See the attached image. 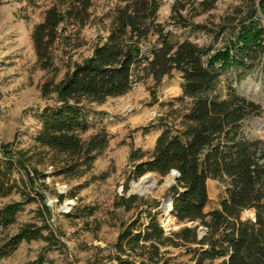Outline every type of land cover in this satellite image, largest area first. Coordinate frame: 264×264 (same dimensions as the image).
<instances>
[{
    "label": "trees",
    "instance_id": "16d2710c",
    "mask_svg": "<svg viewBox=\"0 0 264 264\" xmlns=\"http://www.w3.org/2000/svg\"><path fill=\"white\" fill-rule=\"evenodd\" d=\"M217 1L177 0L169 17L176 27L219 39L216 48L175 39L158 21L161 0L116 4L107 14L106 36L80 62L72 61V52L82 45L80 32L90 21L93 0H58L32 29L37 66L57 74V57L65 67L59 81L41 86L42 96L53 95L54 104L40 110V128L33 139L52 155L51 162L60 165L56 175L79 178L92 170L111 138L105 128L83 138L91 128L92 105L126 94L141 79V72L156 84L178 73L179 100H189L182 110L170 111L172 124L164 120L159 124L163 129L146 160L141 150L130 152L128 180L136 181L148 172L166 176L176 170L179 180L169 189L170 214L178 222L198 225L166 235L156 213L148 212L145 223L137 215L120 227L108 261L93 264H171L161 250L165 246L183 249L192 264H264V141L248 138L244 128L263 110L223 80L233 68L247 72L256 63H264V0H242L212 27L192 22L190 17L211 11ZM191 9L198 13L189 17ZM37 163L30 150L0 144V199L19 196L0 206L1 230L13 225L16 215L30 203L40 204L36 212L42 219L50 216L43 191L46 175L37 170ZM15 171L21 178L13 176ZM208 180L220 183L224 195L216 208L205 211ZM133 202V196L120 197L115 206L129 211ZM165 210H169L168 202ZM87 211L91 216L92 209ZM244 211H252L253 218L243 220ZM198 226L206 229L201 238ZM44 229L46 224L27 222L1 236L0 259L10 256L22 242L42 239L46 243L42 252L62 245L53 231L43 235ZM41 255L26 264H42Z\"/></svg>",
    "mask_w": 264,
    "mask_h": 264
},
{
    "label": "rangeland",
    "instance_id": "374dc122",
    "mask_svg": "<svg viewBox=\"0 0 264 264\" xmlns=\"http://www.w3.org/2000/svg\"><path fill=\"white\" fill-rule=\"evenodd\" d=\"M122 1L93 0L90 21L80 32L82 45L72 52V61L80 62L89 56L94 44L106 36L109 27L107 14ZM175 1L177 0H161L157 18L166 30L173 32L175 39L180 41L188 40L198 45L218 47L221 44L219 39L172 24L169 17ZM241 2L242 0H218L207 13L192 16L198 10H189V17L192 16L190 18L194 23L212 27ZM56 3L58 0H0V144L11 143L16 149L30 150L35 154L37 170L46 175L44 182L47 188L43 191L45 204L50 210V216L42 219L36 212L40 204L34 202L24 205L16 215L15 223L5 230L0 229V237L14 233L24 223L32 222L38 226L46 224L48 229H44L42 234L47 235L49 231H53L62 245L57 244L54 249L42 252L46 244L44 240L22 242L10 256L0 259V264H26L37 259L39 254H42V264L106 262L109 255L114 253L113 244L120 227L137 215L140 216V223H145L148 212L156 213L166 235L186 227L187 223L178 222L170 214L171 211L167 213L164 208L163 213L159 208L162 200L171 196L169 174H144L153 176L151 182L146 181L145 192L141 196L137 192L128 195L131 183L135 182L137 185L141 182V179L128 180V172L132 166L128 159L130 152L141 150L144 154L142 160H146L163 129L159 126L162 120L168 125L172 124L170 111L182 110L189 104L188 99L179 100L181 78L178 73L165 77L156 84L151 77L141 72V79L126 94L92 105L94 113L89 118L91 128L83 138L100 128H105L111 138L105 151L94 162L92 170L83 177L56 175L55 171L60 165L51 162L52 155L33 143L40 128V110L54 104L53 95L42 96L41 86L47 81H59L65 73V67L57 57V74L40 69L36 64L31 41L34 25L40 23L45 11ZM154 40L155 38H151L150 42ZM55 54L58 56V51ZM223 80L234 87L239 95L260 104L262 114L248 120L244 128L248 138L264 141V63H256L247 72L241 68H233L223 75ZM224 89L221 90L222 97L226 94ZM13 176L21 178L17 171ZM94 177L98 179L94 180ZM207 188L209 199L205 211H210L218 206L224 195V187L217 181L208 180ZM57 193L63 197L58 199ZM131 196L134 197V202L129 211L115 206L120 197ZM17 200L18 194L11 195L0 199V206ZM142 203H148L151 207ZM87 209H92L91 216H87ZM241 218L252 219V211H244ZM161 250L171 264H192L183 249L165 246Z\"/></svg>",
    "mask_w": 264,
    "mask_h": 264
},
{
    "label": "water",
    "instance_id": "95a60500",
    "mask_svg": "<svg viewBox=\"0 0 264 264\" xmlns=\"http://www.w3.org/2000/svg\"><path fill=\"white\" fill-rule=\"evenodd\" d=\"M143 176H141L139 179H141ZM169 176L171 178V182L169 184V187H170V186L174 185L179 180V174H178V172L176 170H171L170 173H169ZM133 184H135V182L131 183V189L128 191V195L136 193L134 191V189H133ZM136 194L141 196V194H139V193H136ZM167 202L169 203V210H168L167 213H169V211H171V209H172V197L171 196H168L165 199H163L162 202L159 205V208H160V210H162L163 213H164V208H165V205H166ZM197 225H198V223L196 221H189V222L186 223L185 226L189 227V228H193V227H196ZM167 231H169V229ZM205 231H206L205 228L198 227L197 228L198 238H201L202 235H203V232H205Z\"/></svg>",
    "mask_w": 264,
    "mask_h": 264
},
{
    "label": "bare ground",
    "instance_id": "6f19581e",
    "mask_svg": "<svg viewBox=\"0 0 264 264\" xmlns=\"http://www.w3.org/2000/svg\"><path fill=\"white\" fill-rule=\"evenodd\" d=\"M152 177H153L152 175L143 176L141 178V180H140L141 181L140 184H137V185H136V183L133 184L134 191L139 193V194H143L145 192V183H146V181L151 182L152 181Z\"/></svg>",
    "mask_w": 264,
    "mask_h": 264
}]
</instances>
